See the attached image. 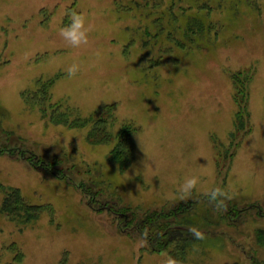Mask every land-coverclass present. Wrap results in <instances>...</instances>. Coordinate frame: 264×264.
Listing matches in <instances>:
<instances>
[{
	"label": "rangeland",
	"instance_id": "374dc122",
	"mask_svg": "<svg viewBox=\"0 0 264 264\" xmlns=\"http://www.w3.org/2000/svg\"><path fill=\"white\" fill-rule=\"evenodd\" d=\"M182 205L180 264H264V0H0V264H167L138 226Z\"/></svg>",
	"mask_w": 264,
	"mask_h": 264
},
{
	"label": "trees",
	"instance_id": "16d2710c",
	"mask_svg": "<svg viewBox=\"0 0 264 264\" xmlns=\"http://www.w3.org/2000/svg\"><path fill=\"white\" fill-rule=\"evenodd\" d=\"M208 201H211L210 199ZM214 202V201H211ZM7 201L5 202L4 209H9ZM234 204L227 203L225 204V209L223 206L224 212H222L224 217L218 216L216 222H219L225 225H231L234 219L239 213L234 211ZM254 206L248 207L252 209ZM245 211V210H244ZM257 216L264 218L262 210H257ZM193 206H178L175 209L168 211L167 213L158 216H150L146 221L143 220L139 223L138 229L139 233L145 236L146 243L150 252H168L172 258H175L177 261L183 260L185 258V253L189 250L199 238L196 237L195 232L191 228L194 226L191 223V219L194 216ZM151 219V220H150ZM151 221L147 222V221ZM231 220L230 223H227ZM220 226V225H219ZM149 231H146V229ZM254 240L257 245L264 248V229L257 228L254 235ZM252 264H263L259 260L251 259ZM232 264H244L243 261L234 260Z\"/></svg>",
	"mask_w": 264,
	"mask_h": 264
},
{
	"label": "clouds",
	"instance_id": "9594fccd",
	"mask_svg": "<svg viewBox=\"0 0 264 264\" xmlns=\"http://www.w3.org/2000/svg\"><path fill=\"white\" fill-rule=\"evenodd\" d=\"M68 22L60 28L61 36L73 47H78L82 44L88 42V32L89 27L86 26V17L82 12H77L75 10H69L68 13ZM78 70V65H71L67 71L69 75H74ZM198 178L196 176H191L185 178L183 184L181 185V191L187 195H190L192 190L197 184ZM225 193L221 188H214L209 193V199L214 201L217 207L223 206L224 201L219 199V197L224 196ZM197 238H201V233L193 229ZM167 264H180L175 258H169Z\"/></svg>",
	"mask_w": 264,
	"mask_h": 264
}]
</instances>
